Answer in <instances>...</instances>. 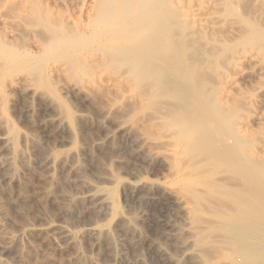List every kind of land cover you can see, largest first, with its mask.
I'll list each match as a JSON object with an SVG mask.
<instances>
[{"label":"bare ground","instance_id":"6f19581e","mask_svg":"<svg viewBox=\"0 0 264 264\" xmlns=\"http://www.w3.org/2000/svg\"><path fill=\"white\" fill-rule=\"evenodd\" d=\"M99 1L101 3L103 0H98V4ZM248 1L250 3V0ZM216 2L212 1L211 5L217 6L220 3ZM222 2L225 3L224 0ZM262 2V8L256 12L257 19L254 18L258 23L255 21L254 23L264 31V0ZM153 3L152 0L150 2L149 0H104L99 6L96 5L89 22L76 31H63L52 23L44 21L29 0L2 3L0 5V109L5 96L20 94L38 101L41 105L40 110L48 115L38 123L35 132L43 131L47 137L63 133L72 137L76 134L75 130L77 132L79 129L82 132V122H76L73 129L67 122L65 112L53 111V98L46 88V85L52 83L63 95L71 96L79 104L80 109H84L81 112L85 111L102 118L103 126L100 134L91 139V146L95 152L110 151L113 155H117L122 152L125 143L130 148L134 164L140 163L142 169L152 173L151 179H147V176L135 168L136 173L133 174V179L129 180L117 176L109 168L104 174L88 178L82 164L77 160L78 152L72 151L69 154L67 152L64 156L67 155L66 159L72 160L73 176L85 184L87 191L80 197L71 195L65 197L61 203L65 214L73 212L74 204L89 202L112 216L115 228H120L125 239L135 248L145 249L151 261L157 264H264V148L262 151L259 148V152L250 148L253 146L248 148L240 138L237 139V133L234 139L230 138L228 131L224 130L228 132L227 135L219 129L220 126L218 128L215 125L217 121L211 122V109H209L211 105L200 98L205 91V87L199 84L201 78H198L200 80L198 81L195 77L196 83L190 73V78L187 79L189 74L186 76V80H190V83L187 82L186 85L183 81L179 84L177 79L180 76L169 75L165 72L166 69L164 70L166 66L159 65L165 58L158 53L160 47L157 53L161 57L152 59L154 56L151 57L152 54H149L151 49H148L150 43L143 38L144 36L141 37L146 30L145 26L141 28L137 26L139 29L137 31H135L136 26L135 28L133 26L141 22L140 24L153 27L152 22L149 25L145 21L148 19L146 17L151 14L154 16L152 11L160 14L159 10L162 6L158 3L160 6L158 10L157 5ZM174 4L171 3L173 6ZM153 6L157 11H154ZM169 7L175 12L176 8ZM200 7L201 4L191 7L188 15L193 18L200 15V9H203ZM205 8L207 9L206 6ZM207 10L204 11L208 12ZM220 11L219 8V16L226 13ZM169 12L166 11L165 14ZM251 12L253 11L249 13ZM159 14L150 17L154 18L156 23H161L160 19L167 16L161 18L160 15L164 13ZM170 14H167V18L173 15ZM174 15L172 17H175ZM215 15H218L217 12ZM190 16L188 19L191 18ZM200 17L202 18L201 15ZM203 17L205 18V15ZM217 17H214L215 21H220ZM167 18H164L165 23L166 20L168 21ZM212 19L205 18L204 24L210 25L213 23ZM168 24L165 26H172L173 23L169 21ZM208 25L206 27H211L210 29L216 27ZM171 26L170 28L174 29L175 26ZM230 26L231 30L228 26L224 31L228 29V33L232 31L234 34L236 28L232 24ZM206 27L204 28L207 29ZM251 27L254 28L255 25ZM151 29H153L152 34L155 29L157 30L155 26ZM169 33L173 34L172 31ZM155 35L153 36L157 38ZM170 35L168 36L171 38ZM161 41L163 43V40ZM159 44L161 45L160 41ZM171 45L172 48H176L174 47L176 45ZM254 49L256 50V47ZM157 53L154 52L153 55ZM238 55L241 58L244 54ZM238 55L236 60L239 61ZM117 56L120 59L114 63ZM172 56L174 58V55ZM232 58L235 59L233 56ZM181 59L180 62L183 60ZM121 61L124 70L127 68V71L123 70V74L117 73L118 76L110 77L107 72L112 70L110 65L114 63L112 65L116 64V67L119 62L121 66ZM115 67L113 70H117ZM180 68L178 72L181 70L183 72L186 67ZM170 69L167 68L168 71ZM106 72L109 74L108 77L105 75ZM184 73L185 71L183 75H186L188 72ZM191 79L194 83H191ZM195 83L196 86H192ZM198 84L200 87L197 86ZM103 89L104 94L101 95L100 91ZM207 100L209 101V98ZM10 101L11 108L18 107L24 117L30 118L35 111L33 105L19 108V101L16 98ZM222 107L226 106L222 105ZM1 113L0 110V143L11 142L9 124L7 125ZM86 113L81 116L87 118ZM74 118L77 117L74 116L72 121L78 119ZM157 126L161 127L157 129ZM230 129H228L230 132H234L232 127ZM23 137L38 148L42 145L38 134L35 135L32 131ZM73 140H67V143H72ZM250 143L253 145L252 142ZM51 152L50 150V155ZM52 156L49 159L55 162ZM8 163L12 165V161ZM115 164L124 166L131 163L119 159ZM44 166L50 171L49 161ZM117 192L129 197L134 207L128 210H120L116 207ZM52 195V190L46 193L47 198ZM37 230L56 231L65 241L76 239V235L66 222L52 221L22 229L17 233L16 238L19 240L22 235H32ZM112 231L113 227L97 225L89 227L86 234L98 243L103 240L110 241L109 252L116 255L118 243ZM12 250L13 247L10 245L3 248L5 253H10ZM130 264H149V262L141 255H137Z\"/></svg>","mask_w":264,"mask_h":264},{"label":"rangeland","instance_id":"374dc122","mask_svg":"<svg viewBox=\"0 0 264 264\" xmlns=\"http://www.w3.org/2000/svg\"><path fill=\"white\" fill-rule=\"evenodd\" d=\"M11 1L13 2L14 0H0V5L2 3L4 4V2ZM17 1L19 2V0ZM29 1L44 21L52 23L63 31H76L79 27L87 24L98 4V0ZM163 1L165 0H152V3L154 2L153 4L157 5L156 7L158 10V6L162 4V9L159 6V11L161 12L160 14H164L160 15L158 12L154 13L152 11L153 8L151 9V13H153V15L155 14L154 16L159 14L162 18L164 15L168 17L167 14H170L172 10L170 15H174V13L177 12L174 15L176 18L172 17V15L171 17L169 16V18L164 17L168 19V21L166 20L167 23H165L164 18H162V20L160 19V21H162L161 23H156V21L153 20L154 18H151L154 17L151 14V17L147 16L146 18L148 19L145 21L149 25H151L152 22L153 27L144 23L140 24L141 22H139V24L135 23L136 25L133 26L134 28L136 26V30L133 28L135 31L139 30L137 26H139V28L145 26L146 30L148 28L147 32L144 30L145 32L141 37L144 36L143 38L147 39L150 43L148 49H151V51H147L151 52H149L150 55L152 54L151 57L154 56L152 59L159 58L161 55L163 58L165 57L163 61H160L159 65H165L166 67H164V70L166 69L165 72L169 75L176 74L180 76L178 79L175 78L179 81V84L183 81V83L186 82V85L188 84L187 82L190 81L186 80L188 74L187 79L192 75L191 78L194 76L193 81L195 77L197 80L201 78V83L199 84L205 87V91L203 94L204 97L201 95L200 98L207 101L209 106L211 105V108L209 107V109H211V122L215 123L217 121L215 125L218 128L220 126L219 129H222L221 131L223 132L228 131L230 135L227 134L228 132L225 133L230 138L234 139V135L237 133V139L240 138L247 147L253 146L250 148H254L253 150L257 149L258 152L259 148H261L260 151H262L264 148V46H262L264 44V33L262 32L264 31H262L258 24L254 23V21L258 23L254 18L257 17L256 12L258 9L262 8L263 0L255 3L253 2L256 0H250V3L248 0H224L225 3L222 2L223 0H217V2L216 0H207L210 5L207 4L206 0H175L176 3L174 0L172 2H170V0ZM212 1L216 3L219 1L220 3L217 4L218 7L211 5ZM240 1L242 2L240 3ZM102 2H104V0ZM201 2H204V4L202 5ZM101 3L99 1V4ZM164 3L168 5H163ZM171 3H175L174 6L171 5ZM251 3L254 7L251 6ZM99 4L97 6H99ZM198 4H201L203 7V9H200L202 18L200 15H197L199 18L197 16L193 18L188 15V11L191 7ZM244 5L249 11L244 8ZM169 6L176 8L174 9L175 12H173V8ZM205 6L212 12H209ZM256 6L257 8H255ZM216 7L218 11L219 8L221 9L220 13L223 11V13L226 12L224 14L225 16L223 14L219 16ZM250 8L252 10H250ZM154 9V11H157L155 7ZM163 9H165V11ZM148 10L150 9L148 8ZM166 11L170 12L165 14ZM250 11L255 12L256 15L253 12H251L252 14L249 13ZM213 12H217L218 15H215ZM203 15H205L206 19L207 17L210 20L213 18V23L210 25L204 24L205 21L203 20H205V18ZM188 16L191 18L189 17L190 19H188ZM214 17L219 18L220 21H215ZM221 19L226 22H222ZM228 19L229 21H227ZM233 20L236 21V23H234ZM169 21L174 24H172V26H175V30L171 25L173 30L170 26H165L169 25ZM201 21H203V23ZM217 21V24L220 23V25L216 24ZM247 21L251 23H249L250 26ZM229 22L236 28V31L234 30L236 33L234 32L233 34L231 31L232 36L230 31L228 33V29L231 30L232 28ZM221 23H224V25ZM162 24L164 26H162ZM200 25L202 29L199 28ZM206 25L209 27L216 26L215 28L217 31L215 28H212V30L210 29L211 27H206ZM252 25H255V29L251 27ZM154 26L157 30L155 29L156 33L154 32L152 34L153 29L151 28H154ZM228 26L229 28L224 31ZM239 28H241V30H239ZM249 28H252L254 31ZM257 29L259 30L257 31ZM249 30L250 32H248ZM171 31L173 33H171L172 35L169 33ZM259 31H262V34ZM154 34H156L155 36H157V38L161 36H163V38L157 39L153 36ZM168 35L172 36V39ZM234 37H236V39ZM159 39L163 40V43ZM159 41L161 43V45L159 44L160 46L158 45ZM152 42L156 43L153 44ZM171 44L176 45L173 46L177 49L172 48ZM211 44L216 45V47H212ZM253 47H256V50ZM170 48L174 49V51H171ZM258 48H262L263 50L261 51ZM153 51L155 53H161V55H158V53L156 54L157 56L153 55ZM212 52H214V54ZM242 53L244 55L241 56V59L238 54L242 55ZM171 54L174 55V58L176 57L178 59L179 57V60L177 61V59H174ZM237 55L240 62L236 60ZM232 56L235 57V59L232 58ZM166 58L167 61H165ZM172 58L173 61H171ZM116 59L114 63L120 58L117 56ZM180 59L182 60L181 62ZM119 62H116V67V64L114 66L112 65L114 63L110 65L112 70L114 67L117 68V70L114 69L113 71L115 72L108 70L107 72H109L110 75L106 72V77H108L107 75L110 77L118 76L119 74L117 73L121 74L123 72L124 64L121 61L123 65L121 64L120 66ZM179 62L182 64L180 65ZM235 64L239 65L237 66ZM118 67L120 69H118ZM180 67H182V69L186 67L183 72L185 71L184 74H186V72L188 73L183 75L182 70V73L178 72V68ZM167 68H171L172 71L175 70L177 72H171V69L168 71ZM110 71H112V73H110ZM126 71L127 68L124 72ZM171 78L169 80H171ZM180 78L182 81H180ZM177 80L176 82H178ZM197 80L194 82L197 83ZM193 81L191 79V83ZM196 83L192 86H196ZM199 84L197 86L200 87ZM46 88H48L47 90L53 98V111L58 110V112L61 113L62 111L65 112L66 116L63 115L73 129L76 122H82V132H80L79 129L77 132L75 130L76 134H73L72 137L66 133L56 134L51 137H47L43 131L37 133L35 130L38 127V123L48 117V115H45L43 111L40 110L41 105L39 102L20 94H8V96L4 97L0 110L2 116L4 115L3 117L7 121V125L9 124L8 128L12 141L0 143V264H130L137 255L144 257L149 264H157L151 261L150 255L145 249H137L125 239L120 228H115L112 216L105 214L103 210L96 208L89 202H78L73 205V212L71 214L64 213L61 203L67 195L80 197L87 191L85 184L81 182L80 179L73 176L72 160L66 159L67 155L64 156L67 152L68 154L72 151L78 152L77 160L82 164L83 171L88 178H94L96 175L104 174L105 170L109 168H111L117 176L129 180L133 179V174L136 173V169L144 176H147V179H151L152 173H149L147 169H142L140 163L137 165L134 164V161L131 159L130 148L125 143L122 146V152L117 153V155H113L110 151H103L101 153L95 152L91 146V139L100 134L103 126L102 118L91 113H86L85 111L81 112L84 109H80L79 104L76 103L71 96L63 95L52 83L46 85ZM101 91L100 94H104V89L102 92ZM100 94L98 95L101 96L102 94ZM12 98H16L19 101V108L33 105L35 111L32 116L30 118L24 117L20 114L18 107L17 109H12L10 103V99ZM207 98H209V101ZM220 105L221 107L222 105L226 107H222V109ZM84 113L88 116L87 118L86 116L85 118L83 117ZM74 116L79 120L74 118L77 120L72 121ZM218 123L219 125H217ZM158 127L160 128L161 126H157V129H159ZM230 127H232V131L234 132L229 131L231 130ZM31 131L33 134H38L40 137L42 144L40 146L41 149L32 142L25 140L23 137ZM231 133L234 134L232 135ZM67 140H73V142L67 143ZM250 142H252L253 145H250ZM255 145L258 148H256ZM50 150L53 156L50 155ZM50 156H52L51 158H53L55 162L49 159ZM119 159L129 161L131 164L117 166L115 162ZM8 161H12V165L9 164ZM48 161L51 163L50 171L44 166ZM153 177L154 176H152V179ZM49 190H52L53 195L47 198L46 193H48ZM132 205V200L124 193H116V207L120 210H128L130 207H134ZM47 221L55 223L66 222L71 231L76 235V239L74 241H65L56 231L49 232L40 230H37L32 235H22L19 240L16 238L17 233L22 229L46 223ZM97 225L113 227L112 234L118 243V254H110V241L103 240L98 243L94 238L86 234V230L89 227ZM8 245L12 246L13 250L10 253L3 252V248Z\"/></svg>","mask_w":264,"mask_h":264}]
</instances>
